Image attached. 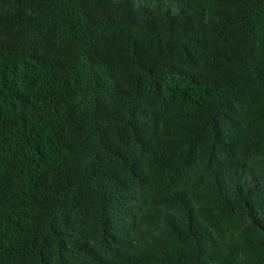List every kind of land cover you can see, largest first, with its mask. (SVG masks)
I'll return each instance as SVG.
<instances>
[{
    "label": "trees",
    "instance_id": "1",
    "mask_svg": "<svg viewBox=\"0 0 264 264\" xmlns=\"http://www.w3.org/2000/svg\"><path fill=\"white\" fill-rule=\"evenodd\" d=\"M0 264H264V0H0Z\"/></svg>",
    "mask_w": 264,
    "mask_h": 264
}]
</instances>
